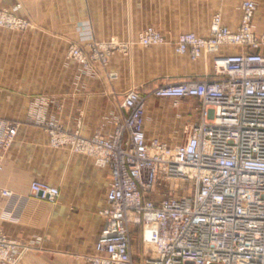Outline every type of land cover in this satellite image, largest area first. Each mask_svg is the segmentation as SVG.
I'll use <instances>...</instances> for the list:
<instances>
[{
  "label": "built area",
  "instance_id": "built-area-1",
  "mask_svg": "<svg viewBox=\"0 0 264 264\" xmlns=\"http://www.w3.org/2000/svg\"><path fill=\"white\" fill-rule=\"evenodd\" d=\"M256 9L253 0L241 2L236 30L216 13L207 37L179 34L174 50L192 59L208 46L241 50L216 56L209 77L146 93L129 88L118 105L123 117L108 135L83 136L80 121L67 131L54 118L46 119L43 110L33 118L51 146H68L109 170L101 228L87 257L93 264H133L136 228L142 232L139 264H264V32L253 31ZM15 20L0 13V23L19 25ZM138 42L159 45L165 38L147 28ZM100 48L72 45L68 56L87 70L93 62L105 63ZM148 98L195 101L197 117L184 142L146 136L142 116ZM17 125L0 117V151L14 141ZM1 160L0 155V170ZM29 192L49 203L59 196L57 187L39 181L31 182ZM11 195L0 187V201ZM15 249L0 250L9 259Z\"/></svg>",
  "mask_w": 264,
  "mask_h": 264
},
{
  "label": "crops",
  "instance_id": "crops-1",
  "mask_svg": "<svg viewBox=\"0 0 264 264\" xmlns=\"http://www.w3.org/2000/svg\"><path fill=\"white\" fill-rule=\"evenodd\" d=\"M241 1L0 0V8L21 2L23 12L33 23L31 51L45 60L42 67L52 70L51 77L38 81L52 86L46 99L49 103L42 106L35 98L31 117L42 115L43 110L46 118H54L67 131H73L79 120L81 133L90 137L113 132L116 121L123 117L118 106L121 95L129 88L146 93L163 84L209 77L213 74V58L224 54L227 47H205L201 57L192 60L174 51L177 31L162 33L168 43L158 46H127V39H136L151 21H174L176 11L181 9L189 20L199 11L203 15L205 23L194 32L198 36L209 35L210 17L216 7L220 8L222 23L236 30ZM255 3L253 31L259 35L264 32V10L259 11ZM109 38L119 46L109 52L105 65L93 62L83 71L67 59L71 43L87 50L91 42L103 44ZM232 49L236 53L241 47ZM25 100V96L0 93V116L18 122L14 141L2 153L0 187L10 189L12 195L0 203V229L7 237L25 243L44 234L42 247H32L17 264H91L87 256L92 254L101 228L98 212L106 205L109 170L96 166L85 154L51 148L43 127L27 122ZM151 100L156 101L148 98L146 103ZM161 100H179L182 115L196 116L193 99H157ZM172 116V112L157 110L146 129L166 141L170 137L162 135V128L166 123L168 133L176 125L171 122ZM33 181L57 187L56 203L32 197L29 186ZM132 246L133 261L139 264L141 249L135 243Z\"/></svg>",
  "mask_w": 264,
  "mask_h": 264
},
{
  "label": "rangeland",
  "instance_id": "rangeland-1",
  "mask_svg": "<svg viewBox=\"0 0 264 264\" xmlns=\"http://www.w3.org/2000/svg\"><path fill=\"white\" fill-rule=\"evenodd\" d=\"M242 1H244V0H242ZM253 1L257 2L259 11L264 10V0H253ZM241 2H239V8L241 5ZM199 7L201 9V6H199ZM228 8L232 9L233 6L230 5V6H228ZM183 10H185V9H183ZM181 11H182V9H181ZM181 11L180 10L176 11L177 13H175V15H174V18H176V19L172 22H166V21H164V22L163 21H151V22H149V24L137 34L136 39H127V43H126L127 46H132L135 44H139L140 46H142L138 42V38H139V35L141 34V32H143L147 28H153V29L159 31L161 34L166 33V32L168 33V31H177V33L179 35L183 32L184 33L185 32H193L194 33V32H196L195 30L197 28H200L205 23V20L202 19L203 15L200 13V11H199L198 15L197 14L194 15L193 20L187 19V18H189V15L188 14L183 15L180 13ZM1 12H6V14H10V15L14 16L15 19L17 20V21L15 20V22H17V23H19V25L20 24L21 25L20 26L19 25H10V24H6L7 22L6 23H0V93H2V94L5 93V94H8L9 96H18V97L25 96V99H26L25 102H27V105H28V110H27L28 115L26 118L27 122L34 121L33 120L34 117L32 118L30 115L31 108L34 107L33 104H35L34 99L38 98V100L41 101V105L47 107V104L49 103V101L46 99L49 97L48 96V93L50 92L49 89H51V87H52V86L46 85V84H39L38 81L47 80L49 77H51L52 70L47 69L45 67H42L41 65L45 64V60L41 59L40 55L31 51L30 32H31V29L33 28V23L27 17V15L23 12V6H22L21 2H17L12 7L0 8V13ZM216 13H219L221 15L220 8H217V7L215 8L213 15ZM169 16L170 15H167V17H169ZM212 16L210 17V20H211ZM171 23H172V25H170ZM162 36H163V34H162ZM92 43L100 45L101 46L100 49L103 50L102 52L106 56V59L104 61L105 63H101L99 61H96L102 65L106 64L109 52L113 48L119 46V44H117L115 42L114 38H109L103 44L100 42H96V41L91 42L90 44H88V46H87L88 49L85 51L90 50ZM167 43L168 42L165 38V43L159 44V45H164ZM126 44H123V46H125ZM72 45L79 46L76 43H71L69 45V47ZM151 46H158V45H151ZM69 47L67 50V59L74 62L83 71H87L88 69H90V68H88L87 70H85L81 65H78L75 61L70 59V57L68 56ZM120 47H122V45ZM142 47H150V46H142ZM208 47L214 48V46H208ZM216 47H221V46H216ZM233 47H234V45L233 46H227L225 48L226 51L224 52V54H229V53L235 52L234 49H232ZM173 49H174V45H173ZM178 54H180V53H178ZM218 55H221V54H218ZM218 55H216V56H218ZM197 59L198 58L192 59V60H197ZM213 61H214V58L212 60V66L214 65ZM212 73H213V71H212ZM136 89H138V88H136ZM158 100H160V99H158ZM193 103H192V105L194 107ZM180 108H181V105H180L179 100H173V101L169 102L168 100L157 101V99H156V101L151 100V101L147 102L145 104L144 109H143V116H142L143 127H144V131H145L146 136L151 137V138L154 137V138H158L160 140H163V137L153 135L152 132H149L148 129H146V128H147V126H149V124H151L152 113H155L157 110H159L160 112L169 111V112H172V114H173V116L171 117L172 118L171 122L172 123L175 122L176 125H174L171 128V130H169V132L167 133L166 129H168V127L166 126V123H165V125L162 128L163 129L162 135L168 134L170 139H168L166 141H168L172 144L184 142V140L187 136L188 126L192 121H194L196 119L197 116H194V115H188V116L185 115L184 116L178 111V109H180ZM39 109H41V108H39ZM3 118H5V117H3ZM164 118H162V119H164ZM6 119L13 120L10 118H6ZM46 119H49V118H46ZM14 121L18 124V122L16 120H14ZM75 127H76V124H75ZM48 140H49V137H48ZM163 141H165V140H163ZM48 143H49V146L51 148H54V149H67L71 153L77 152V151L71 150V148L68 146H66V147H53L50 145L49 141H48ZM7 149L0 151V155L2 156L1 153L6 151ZM77 153H81V152H77ZM81 154H84V153H81ZM7 198H9V197H7ZM7 198H5V199H7ZM5 199H3V200H5ZM3 200H1L0 203H2ZM55 203L56 202L50 203V204H55ZM99 212H98V215L100 216ZM141 233H142L141 229L136 228L135 231L133 232V234L131 235L132 244L134 245V243H135L136 244L135 247H137L138 249L142 248ZM43 239H44V234H41V235L33 238L31 240V242H26V243L25 242H19L17 240H13V239L7 237L5 235V233L0 229V242H2V243H0V249L7 250L8 248L11 249L12 246L16 247L15 251L13 250L9 254V257H10L9 259L3 257V255L1 254V250H0V264H17V262L19 261L21 256L25 252H29L32 247L41 248L42 244H43ZM12 244H14V245H12ZM87 260H88V258H87ZM90 263L93 264L92 262H90ZM133 264H135L134 261H133Z\"/></svg>",
  "mask_w": 264,
  "mask_h": 264
}]
</instances>
